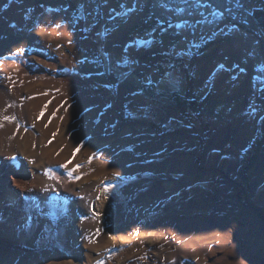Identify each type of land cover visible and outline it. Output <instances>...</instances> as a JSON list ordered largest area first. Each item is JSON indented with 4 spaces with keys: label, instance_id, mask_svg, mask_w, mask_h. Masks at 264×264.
Returning <instances> with one entry per match:
<instances>
[{
    "label": "rangeland",
    "instance_id": "374dc122",
    "mask_svg": "<svg viewBox=\"0 0 264 264\" xmlns=\"http://www.w3.org/2000/svg\"><path fill=\"white\" fill-rule=\"evenodd\" d=\"M0 125V264H264V0H0Z\"/></svg>",
    "mask_w": 264,
    "mask_h": 264
},
{
    "label": "snow or ice",
    "instance_id": "6c2138e0",
    "mask_svg": "<svg viewBox=\"0 0 264 264\" xmlns=\"http://www.w3.org/2000/svg\"><path fill=\"white\" fill-rule=\"evenodd\" d=\"M235 7H236V5H235ZM248 7H249V6H248L247 4H245V3H240V4H239V9H243V10H245V12L248 11ZM178 11H183V9H178ZM227 11L231 12L230 9H228ZM253 14H254V9H253V11L248 12V17H252ZM213 15H215V13H213ZM221 15H222V14H221ZM250 22H251L250 19H248V18L245 19V23H250ZM57 27H59V24H57ZM69 43H71V41H69ZM22 53H23V49H17V52H16L15 54H16V55H20V54H22ZM249 54L251 55L252 53H249ZM221 67H223V65H221ZM240 70H241V71H244V69H242V68H241ZM7 78H8V79H11V77H7ZM43 94H44V95H47V93H43ZM49 103H51V101H49ZM47 106H48V105L45 104V105H44V108L40 111L39 115L37 116V119H38V120L44 117V115H45V111H46V109H47ZM57 110H58V109H57ZM54 117H55V112H53L52 116L49 117V123H51V120H52ZM3 119H4V120H7V121H9V122H12V121H15V120H16V117H14V116H12V117L4 116ZM47 126H48V125L46 124L45 127H47ZM0 127H2V125H0ZM18 127H19V126H18ZM56 135H57V133H55V132L52 134L53 139L55 138ZM48 143L51 144V143H52V140H49ZM33 147H35V145H33ZM77 151H79L78 148H77L76 150H74V152H73V158L75 157ZM12 159H15V157H12ZM91 159H92V157H89V162H91ZM33 163H34V161H33ZM68 163H71V161L66 162L64 165H61L60 167L67 168V164H68ZM80 167H82V166H81V165H76V168H75V169H73L72 171H69V172H68L69 177H72L73 172L76 171V170H78ZM45 175H49V176H50L51 178H53V179H57V180L59 179L55 174H53L51 168L46 169V171H45ZM113 175H114V176H119L120 173H118V172H114ZM75 179H80V177H75ZM45 191H47V189H45ZM104 191L107 192L108 189L105 188ZM24 199H27V197H24ZM44 199L46 200L47 197H45ZM81 199H83V198L81 197ZM97 199H99V197H97ZM37 207H39V205H37ZM97 215H99V214H98V213H94V216H97ZM145 258H146V257H145ZM97 264H103V261H97Z\"/></svg>",
    "mask_w": 264,
    "mask_h": 264
},
{
    "label": "bare ground",
    "instance_id": "6f19581e",
    "mask_svg": "<svg viewBox=\"0 0 264 264\" xmlns=\"http://www.w3.org/2000/svg\"><path fill=\"white\" fill-rule=\"evenodd\" d=\"M2 37V36H1ZM2 39V38H1ZM167 39V38H166ZM3 40H4V37H3ZM4 42V41H3ZM9 43V42H8ZM3 46V45H2ZM21 176V175H20ZM44 211V210H43ZM46 214V213H45ZM45 214H43V216H41V220H43L47 215H45ZM69 217H70V219L72 220V221H75L76 222V220H78V221H80V223H82V219H83V217H81V216H83V215H77L76 213H69V214H67ZM78 216V217H77ZM79 216L81 217V218H79ZM54 217V216H53ZM52 217V218H53ZM104 218V217H103ZM30 219V215L29 214H27L26 212L25 213H23V214H21L20 216H19V218H18V221H19V224L21 223V222H26V221H28ZM108 219V218H107ZM106 218L103 220V222L106 224V227H107V225H108V223H109V221L107 220ZM80 226V225H79ZM79 226H77V227H79ZM101 227V226H100ZM81 228V227H80ZM95 228V227H94ZM97 228H98V226H97ZM96 228V229H97ZM108 228H109V226H108ZM90 230V229H89ZM96 232V231H95ZM97 232H99L98 230H97ZM85 235V234H84ZM84 235H83V237H84ZM212 236V235H211ZM210 237V236H209ZM80 237H78V241H80V239H79ZM88 238V237H87ZM85 240H87L86 238L84 239V241ZM73 241H74V239H73ZM95 243V242H94ZM193 243V242H192ZM216 243V242H215ZM93 244V243H92ZM91 244V245H92ZM96 245V244H95ZM93 247H95L94 245H93ZM96 248V247H95ZM91 250H93L92 248H90ZM185 251V250H184ZM181 252H183L182 250H181ZM82 253V252H81ZM80 253V254H81ZM89 254H91V253H89ZM47 255V254H46ZM48 255H49V253H48ZM88 256V255H87ZM38 257V256H37ZM60 257V256H59ZM199 257V256H198ZM92 260H94V257H92V256H88V262L89 261H92ZM95 260H96V258H95ZM27 262H30L31 264H78V263H76V262H74L73 260H71V261H65V259H63V258H57L56 256H54V255H49V256H45L44 255V257H42L41 258V256L39 257V258H35V257H30L29 259H27ZM96 262V261H95Z\"/></svg>",
    "mask_w": 264,
    "mask_h": 264
},
{
    "label": "crops",
    "instance_id": "0c3cea01",
    "mask_svg": "<svg viewBox=\"0 0 264 264\" xmlns=\"http://www.w3.org/2000/svg\"><path fill=\"white\" fill-rule=\"evenodd\" d=\"M210 234H211V233H210ZM200 258H202V256H201Z\"/></svg>",
    "mask_w": 264,
    "mask_h": 264
}]
</instances>
